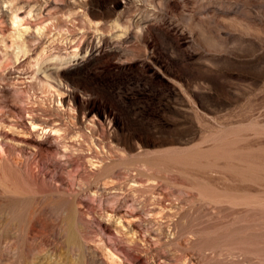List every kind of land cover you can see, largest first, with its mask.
<instances>
[{
    "label": "rangeland",
    "instance_id": "obj_1",
    "mask_svg": "<svg viewBox=\"0 0 264 264\" xmlns=\"http://www.w3.org/2000/svg\"><path fill=\"white\" fill-rule=\"evenodd\" d=\"M0 264H264V0H0Z\"/></svg>",
    "mask_w": 264,
    "mask_h": 264
},
{
    "label": "bare ground",
    "instance_id": "obj_2",
    "mask_svg": "<svg viewBox=\"0 0 264 264\" xmlns=\"http://www.w3.org/2000/svg\"><path fill=\"white\" fill-rule=\"evenodd\" d=\"M14 24H15V25L17 24V21H16V20H14Z\"/></svg>",
    "mask_w": 264,
    "mask_h": 264
}]
</instances>
